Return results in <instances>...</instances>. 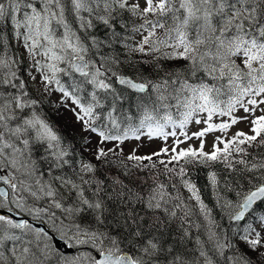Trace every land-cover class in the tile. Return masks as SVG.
I'll return each mask as SVG.
<instances>
[{
	"label": "snow or ice",
	"instance_id": "1",
	"mask_svg": "<svg viewBox=\"0 0 264 264\" xmlns=\"http://www.w3.org/2000/svg\"><path fill=\"white\" fill-rule=\"evenodd\" d=\"M262 206L264 0H0V264H264Z\"/></svg>",
	"mask_w": 264,
	"mask_h": 264
},
{
	"label": "rangeland",
	"instance_id": "2",
	"mask_svg": "<svg viewBox=\"0 0 264 264\" xmlns=\"http://www.w3.org/2000/svg\"><path fill=\"white\" fill-rule=\"evenodd\" d=\"M55 99H56V97L53 96L52 102H54ZM45 110L48 111V117L52 121V123H54L69 140L74 142V144H76L77 147L82 148L81 139L83 138V136L85 134L80 131V126L78 124H75L73 118L71 117V114L70 113L57 114V110L54 107H52L51 105H46ZM238 129L247 131V128L245 127V125L241 124V125H238L237 127H234L233 129H231L230 134L234 133ZM192 130H196V128L193 127ZM92 139H93V143L95 144L97 138L95 136H93ZM208 139H209V143H210L211 136H209ZM136 143L137 142H135V141L126 142V144L124 145L125 153L130 151L131 148L134 147ZM192 143L195 146L197 142L193 141ZM143 144H144V147H142L140 149V152L142 154L151 152L155 149H158L160 144H161V141L156 140L153 142H148L147 140H144ZM84 155L90 158L89 153L85 152Z\"/></svg>",
	"mask_w": 264,
	"mask_h": 264
},
{
	"label": "trees",
	"instance_id": "3",
	"mask_svg": "<svg viewBox=\"0 0 264 264\" xmlns=\"http://www.w3.org/2000/svg\"><path fill=\"white\" fill-rule=\"evenodd\" d=\"M192 178L197 183L198 187L201 188L202 196L205 199V202L211 207L214 204V199L208 185L206 170H197L193 172Z\"/></svg>",
	"mask_w": 264,
	"mask_h": 264
},
{
	"label": "flooded vegetation",
	"instance_id": "4",
	"mask_svg": "<svg viewBox=\"0 0 264 264\" xmlns=\"http://www.w3.org/2000/svg\"><path fill=\"white\" fill-rule=\"evenodd\" d=\"M45 112L47 113V115H48V111L47 110H45Z\"/></svg>",
	"mask_w": 264,
	"mask_h": 264
}]
</instances>
